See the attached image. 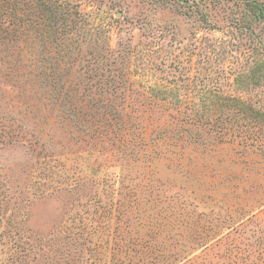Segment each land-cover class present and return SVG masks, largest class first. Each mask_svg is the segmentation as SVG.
<instances>
[{
	"label": "rangeland",
	"instance_id": "1",
	"mask_svg": "<svg viewBox=\"0 0 264 264\" xmlns=\"http://www.w3.org/2000/svg\"><path fill=\"white\" fill-rule=\"evenodd\" d=\"M13 1L0 264H264V0Z\"/></svg>",
	"mask_w": 264,
	"mask_h": 264
},
{
	"label": "trees",
	"instance_id": "2",
	"mask_svg": "<svg viewBox=\"0 0 264 264\" xmlns=\"http://www.w3.org/2000/svg\"><path fill=\"white\" fill-rule=\"evenodd\" d=\"M6 2H8V3H12L13 5H15V2L13 1V0H0V3L1 4H4V3H6ZM34 3V2H33ZM33 3H31V4H28L31 8H32V4ZM5 5V4H4ZM14 7V6H13ZM259 16H258V18H259V22H260V24L264 21V6L262 5V6H259ZM25 10V9H24ZM263 24V23H262ZM263 26H264V24H263ZM264 41V40H263ZM263 41H261L260 42V44H261V47L262 48H264V42ZM248 104V103H247ZM188 124L189 125H193V126H197L198 128H201V127H203L204 126V124H202L198 119L197 120H193V122H189L188 121ZM91 135L92 136H94L93 135V133H91ZM243 137H245V139L246 138H248V136H247V132L245 133V136H243ZM20 232H16L15 234H13L12 232H10V233H8L7 234V236H8V238L10 239V240H15L16 238H17V236H18V234H19ZM20 237V236H19ZM7 238V239H8ZM41 244H43V242L42 243H37L36 244V246L38 247V248H36L35 247V245L33 244L29 249H28V252L26 251V252H24L23 254H20V255H18V257L17 258H19L20 260V262H24V255H26V254H28V255H31V253H33V252H35L36 254L35 255H37V256H39V257H42V256H44L43 254H41L42 252H44V251H42L41 249H43L42 247L40 248V246H41ZM62 245V246H61ZM60 245V247L58 246V245H56L55 246V248H51L50 249V251L48 252V258L50 257V255H51V253H58V252H60V253H63L64 255H65V257L68 259V261H69V259H72V262H74V263H76V262H81V263H83V262H87V260L86 259H84V257H83V255H82V253H83V247H80V246H78L77 244H74L73 246H71V245H69V244H61ZM25 250V248H22V251H24ZM56 255V254H55ZM46 257V256H45ZM25 263H27L26 261H25Z\"/></svg>",
	"mask_w": 264,
	"mask_h": 264
},
{
	"label": "water",
	"instance_id": "3",
	"mask_svg": "<svg viewBox=\"0 0 264 264\" xmlns=\"http://www.w3.org/2000/svg\"><path fill=\"white\" fill-rule=\"evenodd\" d=\"M181 1H184V0H181Z\"/></svg>",
	"mask_w": 264,
	"mask_h": 264
}]
</instances>
